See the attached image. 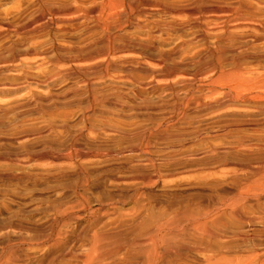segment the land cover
<instances>
[{"label":"rangeland","instance_id":"1","mask_svg":"<svg viewBox=\"0 0 264 264\" xmlns=\"http://www.w3.org/2000/svg\"><path fill=\"white\" fill-rule=\"evenodd\" d=\"M240 15L264 0H0V264H80L32 242L76 191L167 219L226 201L221 251L175 264H264V26Z\"/></svg>","mask_w":264,"mask_h":264},{"label":"bare ground","instance_id":"2","mask_svg":"<svg viewBox=\"0 0 264 264\" xmlns=\"http://www.w3.org/2000/svg\"><path fill=\"white\" fill-rule=\"evenodd\" d=\"M239 21L264 26V21L255 17L240 15ZM240 146L246 147L245 142L242 141ZM79 157L84 158L81 154ZM142 175L143 172L138 171L127 179H140ZM91 182L90 176L85 174L78 185L84 189ZM98 182L97 185L101 184ZM76 194L81 202L73 206H54L52 224L32 241L45 247L53 259L73 258L80 264H175L189 250L186 244L191 243L194 248L206 252L221 251L222 247L213 242L229 237L223 228L224 216L228 210L233 212V207L226 201H220L211 208L178 206L172 217L167 219L166 214L160 211L148 215L139 196L132 214H124L119 206H123L132 195L104 193L95 200H88L83 198L86 194L79 191ZM94 206L98 208L94 209ZM110 212L120 215L117 227L100 226L101 217ZM255 217L254 221L264 226V215ZM73 224L78 225L79 230L69 232ZM234 237L242 238V235L237 233ZM70 239L81 243L80 251L72 250L68 243Z\"/></svg>","mask_w":264,"mask_h":264}]
</instances>
